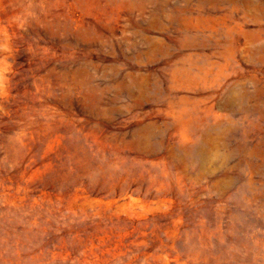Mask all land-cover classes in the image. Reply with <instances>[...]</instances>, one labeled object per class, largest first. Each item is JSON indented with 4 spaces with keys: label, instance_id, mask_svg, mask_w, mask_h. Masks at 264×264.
<instances>
[{
    "label": "rangeland",
    "instance_id": "rangeland-1",
    "mask_svg": "<svg viewBox=\"0 0 264 264\" xmlns=\"http://www.w3.org/2000/svg\"><path fill=\"white\" fill-rule=\"evenodd\" d=\"M0 264H264V0H0Z\"/></svg>",
    "mask_w": 264,
    "mask_h": 264
}]
</instances>
